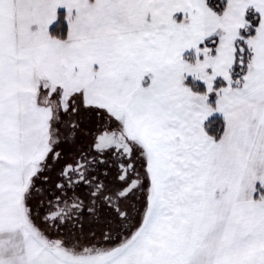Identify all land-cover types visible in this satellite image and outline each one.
I'll return each mask as SVG.
<instances>
[{"label": "snow or ice", "instance_id": "1", "mask_svg": "<svg viewBox=\"0 0 264 264\" xmlns=\"http://www.w3.org/2000/svg\"><path fill=\"white\" fill-rule=\"evenodd\" d=\"M0 264H264V0H0Z\"/></svg>", "mask_w": 264, "mask_h": 264}]
</instances>
